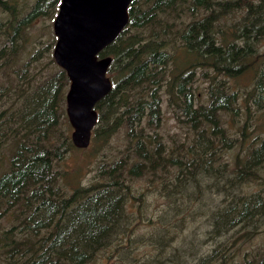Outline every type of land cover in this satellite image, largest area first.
Here are the masks:
<instances>
[{
    "label": "trees",
    "instance_id": "obj_1",
    "mask_svg": "<svg viewBox=\"0 0 264 264\" xmlns=\"http://www.w3.org/2000/svg\"><path fill=\"white\" fill-rule=\"evenodd\" d=\"M60 1L0 0V218L14 212L17 219L0 234L3 260L234 261L232 249L248 235L240 231L264 220V185L244 192L264 179V129L257 127L264 113V0L129 3L127 25L98 53L111 58L106 75L112 87L95 105L91 134L101 148L118 133L125 144L117 158L104 154L88 184L60 183L65 171L56 164L75 147L62 120L69 79L52 57L55 35L31 32L38 18L54 19ZM198 77L206 82L203 100ZM241 77L246 84H239ZM163 104L183 139L161 134ZM226 152L235 154L228 171L214 166ZM212 174L211 185L224 191L218 203L211 198L209 242L215 245L196 258L198 240L189 234L186 242L185 231L193 212L205 206L207 190L200 184ZM143 177L148 196L158 190L163 199L156 217L133 185ZM142 224L147 232H139ZM233 229L240 235L229 242ZM132 244L151 245L154 252L138 258ZM257 257L251 263L264 264V252Z\"/></svg>",
    "mask_w": 264,
    "mask_h": 264
},
{
    "label": "water",
    "instance_id": "obj_2",
    "mask_svg": "<svg viewBox=\"0 0 264 264\" xmlns=\"http://www.w3.org/2000/svg\"><path fill=\"white\" fill-rule=\"evenodd\" d=\"M132 0H61L52 22L54 62L69 79L65 112L77 148L90 144L97 121L95 104L112 87L106 75L111 58L98 53L127 25Z\"/></svg>",
    "mask_w": 264,
    "mask_h": 264
},
{
    "label": "rangeland",
    "instance_id": "obj_3",
    "mask_svg": "<svg viewBox=\"0 0 264 264\" xmlns=\"http://www.w3.org/2000/svg\"><path fill=\"white\" fill-rule=\"evenodd\" d=\"M185 16V15H184ZM182 16L181 19L184 18ZM3 17V13L0 12V18ZM189 18L186 16L185 20H188ZM52 22L53 19L48 18H38L34 22V26L31 29V32L34 36L42 37L43 39H48L54 36L53 29H52ZM262 52H264V44L262 45L261 49ZM239 84H246V82L242 81V77L239 80ZM197 89L199 92L202 93V100L205 98V87L206 82L203 81L202 78L198 77L195 83ZM162 109L164 111V122L161 127V134L162 132L168 135H171L173 137H177L179 134H181L182 128H179L178 122L175 121V118L171 111L166 110L165 104H163ZM258 115V114H257ZM257 122V127L259 129H264V113L261 114ZM64 122H68V119L66 116L62 119ZM184 130V129H183ZM72 128L70 126L69 135H71ZM191 135V134H190ZM181 137L183 139L184 133L181 134ZM250 138H248V141ZM125 144V139L123 137V133H118L116 136H114L112 139H110V142L108 145L104 147H99L98 144H94L92 141L86 148H71L65 155L64 159L60 161L58 164H56L55 169L62 172L65 171L64 177L59 178L60 183L63 182H78L81 184H88L92 181H94L95 169L99 161L102 160L104 154L106 156L105 159H114L119 157L121 154V150L123 149ZM235 154H231V152H226L223 156H221L218 161L214 164V166H225L226 171L230 169V167H233L235 164ZM229 164V167L227 166ZM1 171V169H0ZM215 179V175L212 174L206 178V180L202 181L200 186L201 188H204L207 190L205 199V206L196 211L193 212V215L191 217V221L189 223V226L187 230L185 231L186 235L188 237L186 238V242L190 237L189 234H192L195 236V238L198 240V247H195L194 252L196 253V258L204 254L206 251L212 249V247L215 245L211 242H209V238L211 236L210 229L212 228V221L214 216V207L212 206V200L211 198H214L215 201L218 203L222 200L224 196L223 186L215 187L211 185L212 181L210 180ZM70 183V184H72ZM133 185L139 190L136 194L139 193H145L147 200L151 203V211L154 217L156 215L161 214L162 202L163 199L158 196L157 192L158 190H155L152 196H148L146 193V190H151L150 188L146 187V177L136 179L133 182ZM262 185H264V179L262 180V184L260 185V182L250 184L244 188V192L250 193L252 191H255L259 189ZM203 186V187H202ZM160 188V184L158 186V189ZM218 190V192H217ZM208 195V196H207ZM210 198V200H209ZM216 205V204H215ZM14 212H9L6 216H3L0 218V234L3 231V229L11 227L13 224L17 223V219L14 217ZM133 216V215H132ZM253 225H249L245 230L240 231L242 234L248 233L247 237L244 239H240L236 246L232 249L233 254L235 255V260L231 261L229 264L237 263V261L249 262V264H257V262L251 263V260L258 259L257 255L264 252V220L258 221L257 218L254 220ZM140 233L147 232L145 226L142 224L140 226ZM240 234H236L235 229L230 232L227 237L231 236L229 239V242L233 241L235 238H237ZM224 237V238H227ZM223 238V239H224ZM1 247V246H0ZM132 247H135L134 249V255L136 257H140L143 253L145 256L151 255L154 250L151 247V245H133ZM2 249L0 248V264H6V262L3 260V254ZM231 249V248H230ZM191 261H189V264Z\"/></svg>",
    "mask_w": 264,
    "mask_h": 264
},
{
    "label": "bare ground",
    "instance_id": "obj_4",
    "mask_svg": "<svg viewBox=\"0 0 264 264\" xmlns=\"http://www.w3.org/2000/svg\"><path fill=\"white\" fill-rule=\"evenodd\" d=\"M101 99H102V98H101ZM101 99H100V100H101ZM100 100H99V101H100ZM95 105H96V104H95ZM94 109H95V106H94ZM95 110H96V109H95ZM96 112H97V111H96Z\"/></svg>",
    "mask_w": 264,
    "mask_h": 264
}]
</instances>
